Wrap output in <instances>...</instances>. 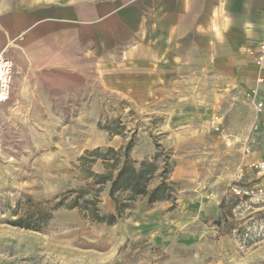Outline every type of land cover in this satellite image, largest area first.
I'll return each mask as SVG.
<instances>
[{
    "label": "rangeland",
    "instance_id": "374dc122",
    "mask_svg": "<svg viewBox=\"0 0 264 264\" xmlns=\"http://www.w3.org/2000/svg\"><path fill=\"white\" fill-rule=\"evenodd\" d=\"M157 4L0 0V55L15 68L0 113V264H264L261 120L226 96L217 112L199 103L220 76L158 75L170 41ZM129 140L137 161L156 143L172 150L174 200L139 197L113 224L53 208L90 183L86 150ZM97 205L115 212L109 185Z\"/></svg>",
    "mask_w": 264,
    "mask_h": 264
},
{
    "label": "crops",
    "instance_id": "0c3cea01",
    "mask_svg": "<svg viewBox=\"0 0 264 264\" xmlns=\"http://www.w3.org/2000/svg\"><path fill=\"white\" fill-rule=\"evenodd\" d=\"M157 1L158 31L171 42L158 47V75L169 67L172 75L220 76L221 84L207 85L203 96L210 98L199 103L217 112L221 103L212 100L226 96L254 113L261 120L256 128L264 130V65L251 54L264 35V0Z\"/></svg>",
    "mask_w": 264,
    "mask_h": 264
},
{
    "label": "trees",
    "instance_id": "16d2710c",
    "mask_svg": "<svg viewBox=\"0 0 264 264\" xmlns=\"http://www.w3.org/2000/svg\"><path fill=\"white\" fill-rule=\"evenodd\" d=\"M156 146L154 156L142 161H137L131 156L134 147V141L131 140L119 149L108 146L86 150L79 157L77 167L82 170L84 177L90 180V183L86 187L63 193L53 208H78L92 220L113 224L139 197L146 198L149 204L161 200H174L178 183L172 179V172L176 161L173 159L171 149L159 143H156ZM98 161L104 167L102 172H96L90 166ZM154 179L158 181L152 185ZM107 185H109V194L115 202V212L103 215L97 205L98 193ZM32 220L35 221L33 225L23 218L18 224L24 227L35 226L39 224L41 218Z\"/></svg>",
    "mask_w": 264,
    "mask_h": 264
},
{
    "label": "built area",
    "instance_id": "2783aa9c",
    "mask_svg": "<svg viewBox=\"0 0 264 264\" xmlns=\"http://www.w3.org/2000/svg\"><path fill=\"white\" fill-rule=\"evenodd\" d=\"M251 54L258 65H264V35L259 43L251 50ZM14 72L15 68L12 59L0 55V113L2 106L12 95ZM263 80V78H259V81ZM258 106H262V103H258ZM258 166L264 170V161H261Z\"/></svg>",
    "mask_w": 264,
    "mask_h": 264
}]
</instances>
